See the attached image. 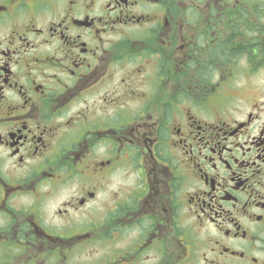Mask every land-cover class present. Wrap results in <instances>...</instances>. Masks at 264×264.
Returning a JSON list of instances; mask_svg holds the SVG:
<instances>
[{"label": "flooded vegetation", "instance_id": "af4514ba", "mask_svg": "<svg viewBox=\"0 0 264 264\" xmlns=\"http://www.w3.org/2000/svg\"><path fill=\"white\" fill-rule=\"evenodd\" d=\"M0 264H264V0H0Z\"/></svg>", "mask_w": 264, "mask_h": 264}]
</instances>
